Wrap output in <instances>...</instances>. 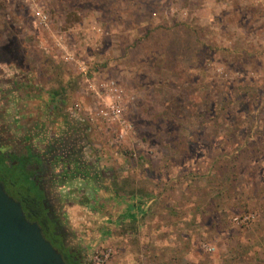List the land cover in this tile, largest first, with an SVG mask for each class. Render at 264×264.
I'll return each instance as SVG.
<instances>
[{
	"label": "clouds",
	"instance_id": "clouds-1",
	"mask_svg": "<svg viewBox=\"0 0 264 264\" xmlns=\"http://www.w3.org/2000/svg\"><path fill=\"white\" fill-rule=\"evenodd\" d=\"M91 2L104 8L86 13L73 0H0V48L12 35L23 50L19 66L0 60V126L13 137L0 144V156L16 150L27 131L17 122L18 105L34 109L58 93L46 117L48 137L62 135L69 122L86 128L80 159L93 174L103 170L110 188L66 182L60 168L47 179L74 264H264V0ZM127 21L135 22L131 31L120 27ZM106 38L112 47L105 52ZM205 46L216 50L214 59L200 55ZM236 63L245 71L233 72ZM217 92L228 103L214 117L201 115ZM241 92L249 93L246 113L238 108ZM179 96L185 104L177 114L170 105ZM136 114L153 126L139 125ZM169 121L179 131L168 133ZM114 193L140 209L134 219L102 226L98 205L115 209Z\"/></svg>",
	"mask_w": 264,
	"mask_h": 264
},
{
	"label": "rangeland",
	"instance_id": "rangeland-1",
	"mask_svg": "<svg viewBox=\"0 0 264 264\" xmlns=\"http://www.w3.org/2000/svg\"><path fill=\"white\" fill-rule=\"evenodd\" d=\"M22 5H18V9L17 12L19 14L20 11V7ZM73 7H80L81 11L84 12H94V11H100L101 9L104 8V4L103 3H93L91 2V0H89V2L87 3H78V0H73L72 3ZM24 14L25 16L29 14V9L24 6L23 8ZM133 16H135V13H133ZM105 19L107 17H104ZM120 27L125 30V31H131L134 27H135V22L134 21H127L124 24L120 25ZM144 34L145 37L150 35V31L148 29H144ZM133 35H135V33H133ZM134 44L137 48L140 47L141 45V41L140 40H135ZM112 47V40L110 39H105L104 40V49L103 51H107L109 48ZM89 55H92V49H88L87 50ZM215 49H211L209 50L208 46H205V48L202 50V52L200 53V55L207 57L208 59H214V55H215ZM127 53L122 50L121 51V58L124 57V55H126ZM23 58V50L20 48V42L16 39L15 36L10 35L9 36V40L8 43L4 44L2 48H0V60H11V59H17L18 61V66L19 63L22 61ZM201 63H203V61H201ZM103 67H106L103 66ZM229 68L233 71V72H244L245 70L243 69V67H241V65L239 63L236 64H231L229 65ZM46 74H42L41 79H44V76ZM51 79V78H49ZM200 80V77H195L192 80V83H198ZM243 79L239 80V84L243 85ZM154 83V82H153ZM219 87L218 85H216L215 82H213V88H217ZM229 91H235L236 90V85H229ZM264 91V90H262ZM58 93H50V99L47 101L41 100L40 104L37 105L36 108H27V109H21L20 106L18 105V123L25 129H27L25 135L21 136L18 140L15 141L16 146H23L22 144H24L25 142H28L30 144H32L33 146V151L37 152V153H41V154H45L46 152V143H48L49 141H53L56 140L58 136H56L55 138H50L47 135L46 132V125H47V116H51L52 113L50 114L51 111H49V109L53 108V105L55 103L54 99H52V97H54L55 95H57ZM39 96H43V89H41L38 93ZM218 99L216 101H212L210 103H206L204 105V110L201 111V115H205L207 118H211L214 117L216 115L219 114L220 110H221V104H227L228 103V98L224 97L223 99H220V93L217 92L216 93ZM249 93L248 92H241L239 96L236 97L237 101L239 102L238 104V108L239 111L242 113H246L248 111L251 110V103L250 101H248L247 97H248ZM207 99V98H205ZM185 104V97L183 96H179V97H175L172 101V104L170 105L171 108H173V110L179 114L180 111L183 110ZM46 105V107H42ZM143 106V102H139L138 103V107H142ZM55 111H60L59 108H55ZM153 111V109L150 107L149 108V113H151ZM49 113V114H47ZM133 119L136 120L138 122L139 125H143L145 128H151L153 126V121L151 120H142L139 119V115L136 114L135 116H133ZM234 119V117L232 116V113L229 112L227 115V120L229 122H231ZM164 123L163 119L161 118L159 120V122H157L155 124V127L157 128V131L160 130V126ZM179 125L169 121L168 122V127L166 129V131L168 133H174L179 131ZM87 129L77 125L76 127V134H73L72 136V140H74V142L72 141V147H73V154L74 157H80V153H79V144L81 143V140L83 138V134L84 131H86ZM0 133H2V135H0V144H7V143H12L13 137L11 135V133H9L7 126H0ZM146 139H152L153 134L151 132H143L141 133ZM241 136H246L247 135V131H241L240 133ZM56 142V141H55ZM157 141L156 140H152V144H156ZM57 146V145H56ZM196 145H190L189 146V152H194L196 150ZM59 149V147H58ZM49 154V153H48ZM47 156H50L47 155ZM69 160V159H68ZM82 162V166L83 167H88L90 171V179H86L83 176L81 177H77V178H69V177H65V175L63 176V179L67 182L69 180H76L79 179L81 181H86V180H90L91 182L95 183L96 185L99 186V188L101 190H103L104 192H108L110 191L109 186L106 184V179H107V174L103 171V170H98L96 171L94 174L92 173L91 170V165L90 162H85L84 160L81 159ZM68 164V162H66ZM14 177L18 178V174L13 172ZM65 177V178H64ZM45 194V200L47 201V203L49 204V201L47 199L46 193L44 191ZM114 196L116 198L117 201H119V204L117 207H115V209H111V208H107L104 204L98 205V209H99V216H98V223H101V225L103 226L104 223L108 222V221H114L115 223L119 224L120 221L127 219V218H135L134 214L138 211V210H134L136 207H139L140 209V203L138 201H136L134 198H127V199H123L121 200V198L119 197L118 193H114ZM50 205V204H49ZM131 206V209L129 211H127L129 209V207ZM94 215H96V212L93 213ZM63 234V244L61 245L63 249H67V246L64 243V233L62 231Z\"/></svg>",
	"mask_w": 264,
	"mask_h": 264
},
{
	"label": "trees",
	"instance_id": "trees-1",
	"mask_svg": "<svg viewBox=\"0 0 264 264\" xmlns=\"http://www.w3.org/2000/svg\"><path fill=\"white\" fill-rule=\"evenodd\" d=\"M71 140L72 138H68L66 144L68 142H74V140ZM59 147L62 148L63 144H59ZM47 157L45 156L43 160L44 163ZM59 159L61 160L62 158H57L54 162ZM35 163H37V161H35ZM34 164H31V161L29 162L28 159H16V157L12 158L7 155L0 156V181L5 184L9 195L22 204L26 217L30 221L40 224L46 238L63 254L66 264H74L76 254L63 249L61 245L57 244L60 240L57 238L58 232L56 235L54 234L52 222H57V220L54 217L51 206L45 200L44 191L38 185L39 178H35L36 171L34 170ZM28 166L32 167L29 169ZM54 166H51V174L55 170ZM88 170V167L82 166L80 157H74L73 154L69 158L68 164L66 163L65 166H63L61 172L64 173L65 177L67 176L69 178L83 176L86 179H90V171ZM13 172L18 174V178L14 177ZM57 226L59 227L58 224Z\"/></svg>",
	"mask_w": 264,
	"mask_h": 264
},
{
	"label": "water",
	"instance_id": "water-1",
	"mask_svg": "<svg viewBox=\"0 0 264 264\" xmlns=\"http://www.w3.org/2000/svg\"><path fill=\"white\" fill-rule=\"evenodd\" d=\"M0 264H66L63 254L30 221L0 181Z\"/></svg>",
	"mask_w": 264,
	"mask_h": 264
},
{
	"label": "flooded vegetation",
	"instance_id": "flooded-vegetation-1",
	"mask_svg": "<svg viewBox=\"0 0 264 264\" xmlns=\"http://www.w3.org/2000/svg\"><path fill=\"white\" fill-rule=\"evenodd\" d=\"M13 142V140H12ZM23 146H16V150L11 151L7 154L8 157H16L19 159H28L29 162L31 161V164H34L35 161H37V163L34 164V170L36 171V177L35 178H39V182L38 185L41 187V189L43 191H45V186H46V182L47 179H50L51 176V166L53 165V161H55V159L57 158H62V156L66 157L67 159H69L72 155H73V145L72 142H68L65 145V148L62 149L55 145V147L52 149L50 148L49 150H47L45 153H50V157L46 158V162L44 163L43 160L45 159L44 154L41 153H37L35 151H33V146L32 144L25 142L24 144H22ZM64 153V154H63ZM63 157V158H64ZM30 167L32 166H28V168L30 169ZM57 220V219H56ZM53 222V230H54V234L56 235V233L58 232L57 238H59L58 240H60V242H58V245H62L63 244V234H62V230L60 228V226L58 227L57 224L59 225V223L57 222ZM43 229V228H42ZM75 254V253H74Z\"/></svg>",
	"mask_w": 264,
	"mask_h": 264
},
{
	"label": "crops",
	"instance_id": "crops-1",
	"mask_svg": "<svg viewBox=\"0 0 264 264\" xmlns=\"http://www.w3.org/2000/svg\"><path fill=\"white\" fill-rule=\"evenodd\" d=\"M52 112H50L51 114ZM49 114V113H47ZM76 127L77 125H74L72 123H68L67 125V128H66V131L61 135V134H58L56 137L57 139L56 140H53V141H49L48 143H46L47 147H46V151L49 150L50 148H54L55 145H57V147H59V144H63V147H65V144L67 142V139L68 138H72L73 134H76L77 131H76ZM56 141V142H55ZM54 146V147H53ZM64 154V153H63ZM46 157H47V153H46ZM62 156V159L60 160H57L56 162L53 161V166L56 168H60V170L63 168V166H65L66 162H68V159L66 157ZM65 178V177H64ZM131 209V206L129 207V209L127 211H129ZM134 210H139V207H136Z\"/></svg>",
	"mask_w": 264,
	"mask_h": 264
}]
</instances>
